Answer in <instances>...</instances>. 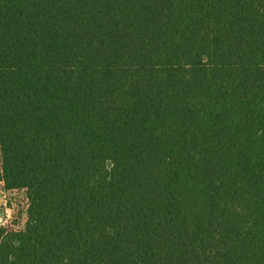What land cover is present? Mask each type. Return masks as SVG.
<instances>
[{
	"label": "trees",
	"instance_id": "trees-1",
	"mask_svg": "<svg viewBox=\"0 0 264 264\" xmlns=\"http://www.w3.org/2000/svg\"><path fill=\"white\" fill-rule=\"evenodd\" d=\"M0 184V264H264V0H0Z\"/></svg>",
	"mask_w": 264,
	"mask_h": 264
},
{
	"label": "rangeland",
	"instance_id": "rangeland-1",
	"mask_svg": "<svg viewBox=\"0 0 264 264\" xmlns=\"http://www.w3.org/2000/svg\"><path fill=\"white\" fill-rule=\"evenodd\" d=\"M26 201L23 194L5 190L0 184V214L9 229H23L27 221Z\"/></svg>",
	"mask_w": 264,
	"mask_h": 264
},
{
	"label": "built area",
	"instance_id": "built-area-1",
	"mask_svg": "<svg viewBox=\"0 0 264 264\" xmlns=\"http://www.w3.org/2000/svg\"><path fill=\"white\" fill-rule=\"evenodd\" d=\"M0 219H2L1 217H0ZM1 222V221H0Z\"/></svg>",
	"mask_w": 264,
	"mask_h": 264
},
{
	"label": "water",
	"instance_id": "water-1",
	"mask_svg": "<svg viewBox=\"0 0 264 264\" xmlns=\"http://www.w3.org/2000/svg\"><path fill=\"white\" fill-rule=\"evenodd\" d=\"M0 221H2V219H0Z\"/></svg>",
	"mask_w": 264,
	"mask_h": 264
}]
</instances>
